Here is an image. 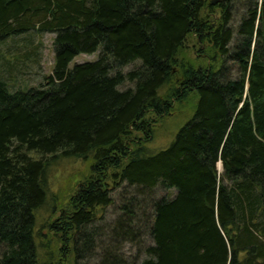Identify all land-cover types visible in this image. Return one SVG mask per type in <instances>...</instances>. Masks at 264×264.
<instances>
[{"label": "trees", "instance_id": "16d2710c", "mask_svg": "<svg viewBox=\"0 0 264 264\" xmlns=\"http://www.w3.org/2000/svg\"><path fill=\"white\" fill-rule=\"evenodd\" d=\"M249 3L232 46V11L219 1L215 27L203 17L209 0H0V39L55 34L44 85L12 92L0 81V264H55L38 252L36 219L52 198L56 155L94 161L49 224L74 264L94 245L85 228L113 201L110 186L124 182L176 189L153 203V244L134 264H264V0ZM193 35L210 43L206 64L179 58ZM191 95L192 119L147 154L156 120ZM123 221L111 238L132 235Z\"/></svg>", "mask_w": 264, "mask_h": 264}, {"label": "rangeland", "instance_id": "374dc122", "mask_svg": "<svg viewBox=\"0 0 264 264\" xmlns=\"http://www.w3.org/2000/svg\"><path fill=\"white\" fill-rule=\"evenodd\" d=\"M210 2L211 0L203 11V17L216 27L221 23L222 7L213 3L210 6ZM219 2L223 3L227 10L232 11L230 27L235 31V40L232 44L234 46L238 39L237 31L240 20L249 9V0L232 2L231 0H219ZM54 38L53 33H39L37 30H32L25 34L0 39V81L12 92L44 85L45 77L52 75L54 71ZM209 47L210 43L207 40L200 43L193 35L187 41L186 47L180 51L179 58L197 66L206 64V57L210 52ZM100 53L101 50L91 54L82 53L70 63V68L76 64L96 61ZM140 66L141 61L118 68L114 66L112 73L126 74ZM175 82L173 80V83ZM133 86L134 83L128 81L120 88L126 89ZM196 102L197 96L191 95L182 104L174 103L169 115L156 120L151 140L143 143L147 154L156 153L170 146L180 128L192 119ZM93 164L92 156L84 160L56 155L50 167L49 180L52 198L37 211L36 229L40 256L42 258L51 256L55 264H74L75 254L64 255V251H60L59 236L50 232L49 224L51 220L54 221L60 217L61 209L75 194L78 184L94 176ZM220 171H223L222 166ZM101 187H103L102 184ZM108 193L113 201L104 208L100 207L97 212V221L85 228L84 236H93L94 245L91 250H81L83 256L79 259V263L109 264L106 261H111L114 264H134L141 262L147 258V248L153 244L148 224L152 205L156 200L172 198L176 194V189L161 185L148 189L124 182L116 187L115 185L110 186ZM54 210L57 213L52 217ZM125 215L126 220L133 221V225L131 222L123 221L122 224L128 226L126 228L128 231H125L124 235L130 231L129 224L133 228L132 235L125 236L124 239L115 236L111 238L109 233L111 230L114 231L118 220ZM84 236L82 235L81 244L85 242Z\"/></svg>", "mask_w": 264, "mask_h": 264}, {"label": "water", "instance_id": "95a60500", "mask_svg": "<svg viewBox=\"0 0 264 264\" xmlns=\"http://www.w3.org/2000/svg\"><path fill=\"white\" fill-rule=\"evenodd\" d=\"M219 0H212L213 4H216Z\"/></svg>", "mask_w": 264, "mask_h": 264}, {"label": "bare ground", "instance_id": "6f19581e", "mask_svg": "<svg viewBox=\"0 0 264 264\" xmlns=\"http://www.w3.org/2000/svg\"><path fill=\"white\" fill-rule=\"evenodd\" d=\"M222 168H223V166H222Z\"/></svg>", "mask_w": 264, "mask_h": 264}]
</instances>
